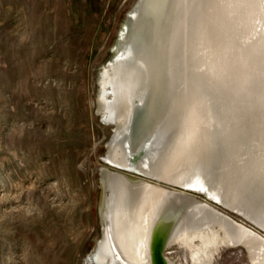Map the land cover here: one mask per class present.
<instances>
[{
    "label": "bare ground",
    "instance_id": "1",
    "mask_svg": "<svg viewBox=\"0 0 264 264\" xmlns=\"http://www.w3.org/2000/svg\"><path fill=\"white\" fill-rule=\"evenodd\" d=\"M126 12L97 74L96 113L113 128L101 235L83 264H176L172 245L191 264L239 245L264 264L261 234L192 194L264 230V0H138Z\"/></svg>",
    "mask_w": 264,
    "mask_h": 264
},
{
    "label": "rangeland",
    "instance_id": "2",
    "mask_svg": "<svg viewBox=\"0 0 264 264\" xmlns=\"http://www.w3.org/2000/svg\"><path fill=\"white\" fill-rule=\"evenodd\" d=\"M137 1L0 0V264H83L100 237L113 126L96 113L97 74ZM192 194L264 237L241 214ZM164 254L191 264L183 246ZM249 258L245 246H222L212 264Z\"/></svg>",
    "mask_w": 264,
    "mask_h": 264
},
{
    "label": "water",
    "instance_id": "3",
    "mask_svg": "<svg viewBox=\"0 0 264 264\" xmlns=\"http://www.w3.org/2000/svg\"><path fill=\"white\" fill-rule=\"evenodd\" d=\"M141 9H139V11H140ZM132 19H129L128 21H127V24L131 21Z\"/></svg>",
    "mask_w": 264,
    "mask_h": 264
}]
</instances>
